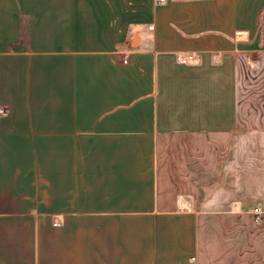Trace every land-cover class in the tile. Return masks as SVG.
Here are the masks:
<instances>
[{
	"label": "crops",
	"instance_id": "1",
	"mask_svg": "<svg viewBox=\"0 0 264 264\" xmlns=\"http://www.w3.org/2000/svg\"><path fill=\"white\" fill-rule=\"evenodd\" d=\"M0 108V264H264V0H0Z\"/></svg>",
	"mask_w": 264,
	"mask_h": 264
},
{
	"label": "rangeland",
	"instance_id": "2",
	"mask_svg": "<svg viewBox=\"0 0 264 264\" xmlns=\"http://www.w3.org/2000/svg\"><path fill=\"white\" fill-rule=\"evenodd\" d=\"M178 73H180L178 66L172 63H168V65L166 66V70H162V72L160 73V76L158 77V89L164 96H168V87L170 86V84H173L178 80Z\"/></svg>",
	"mask_w": 264,
	"mask_h": 264
},
{
	"label": "built area",
	"instance_id": "3",
	"mask_svg": "<svg viewBox=\"0 0 264 264\" xmlns=\"http://www.w3.org/2000/svg\"><path fill=\"white\" fill-rule=\"evenodd\" d=\"M7 115V111L4 108H0V116H6ZM255 213L258 216V220L260 219V215L258 214L257 210H255Z\"/></svg>",
	"mask_w": 264,
	"mask_h": 264
},
{
	"label": "trees",
	"instance_id": "4",
	"mask_svg": "<svg viewBox=\"0 0 264 264\" xmlns=\"http://www.w3.org/2000/svg\"><path fill=\"white\" fill-rule=\"evenodd\" d=\"M23 34H24V36L27 34V30L25 27L23 28Z\"/></svg>",
	"mask_w": 264,
	"mask_h": 264
}]
</instances>
